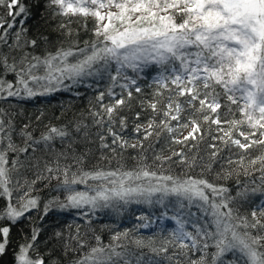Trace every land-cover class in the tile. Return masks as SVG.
I'll return each mask as SVG.
<instances>
[{
	"label": "snow or ice",
	"instance_id": "obj_1",
	"mask_svg": "<svg viewBox=\"0 0 264 264\" xmlns=\"http://www.w3.org/2000/svg\"><path fill=\"white\" fill-rule=\"evenodd\" d=\"M0 8L5 10L0 13V101L92 87L89 79L108 81L87 120L46 126L38 139L30 124L17 129L7 110L0 108V197L7 198L0 221L15 225L38 209L37 199L30 195L36 180L29 184L25 175L40 167L33 154L43 145L48 158L42 173L59 179L66 192L64 201L45 205L44 215L55 206L82 210L87 217L129 203L163 205L174 197L177 214H164L175 221L172 240L156 247L152 241L135 239L132 245L137 250L148 248L153 256L174 264H264V0H0ZM57 18L60 36L69 46L63 47L61 40L54 53L34 54L41 44L52 41L42 32L29 35V22ZM89 20L91 38L81 47L71 40L70 25L75 21L89 31ZM149 76L151 91L145 92L139 81ZM150 138L155 143L163 140L166 147L159 153L153 144L146 148ZM206 138L212 162L227 149V165L245 175L261 173L260 185L238 188L231 196L222 185L160 174L143 162L152 150L160 168L169 161L192 167L198 158L204 159L198 150ZM92 144L103 159L108 157L102 150L120 157L135 150L138 155L133 159L139 163L133 169L119 165L86 170L83 165L93 155ZM183 149L197 152L189 158ZM204 166L211 170L210 163ZM235 169L225 171L230 176ZM77 185L85 190H76ZM194 202L203 212V223L179 214ZM245 203L248 213L241 214ZM10 233L11 226H0V258L11 251L12 264H63L60 257L69 251L74 253L69 264H160L121 243L128 232L113 234L108 244L96 236L93 245L77 234L72 248L57 232L53 247H48L33 227L15 249L9 247Z\"/></svg>",
	"mask_w": 264,
	"mask_h": 264
},
{
	"label": "trees",
	"instance_id": "obj_2",
	"mask_svg": "<svg viewBox=\"0 0 264 264\" xmlns=\"http://www.w3.org/2000/svg\"><path fill=\"white\" fill-rule=\"evenodd\" d=\"M5 10L0 8V13H3ZM31 31L29 35H34L37 32H42L44 35L49 37V40L52 41L50 45L41 44L35 52L41 54V56L46 55L48 52L54 53L56 48L61 46V40L64 41L63 47H68L69 42L64 39V37L60 36L59 32V18L53 19L48 23H45L43 20L36 19L29 22ZM89 31H85L78 23L75 21L70 25L72 29L73 35L71 37L72 41H79V44H84V41L89 40L91 38V27L92 24L89 22L88 24ZM59 37V39H58ZM155 75V72L152 73V76ZM12 77L9 76L8 79ZM139 83L144 87L145 92H150L151 89L148 87V84L151 83V76L146 79H142ZM92 87L81 86L76 89H73L69 92H58L50 95L48 97H36L29 100H17L10 99L8 101H1L3 108H9L10 111L14 112V115L17 117L15 125L17 129L23 126V124H30V130L33 132V135L38 139L40 133L45 129L46 126H61L65 124H69L70 121L77 120L80 118L88 119V110L90 107L96 104L95 97L101 91H106L108 87L107 78L100 81L99 83L94 82L91 84ZM119 91V89H116ZM80 93V95H77ZM136 94L134 93V96ZM105 102H107V97L105 98ZM136 103V100L133 101V104ZM12 106H19L23 111L11 108ZM11 108V109H10ZM138 110V109H136ZM12 112V113H13ZM39 117V119H37ZM18 141V138H17ZM19 142V141H18ZM133 143L135 141H132ZM210 142L209 139H205L203 143L199 146V157H203V161L197 159V162L192 167H188L187 165L173 163L169 161L166 163L163 168L158 167L159 162L154 160V153L152 150H148L145 153L144 163L151 167V170L157 171L160 174L165 175H173L175 177L184 178L185 176H191L193 178H203L208 180L210 183L218 186H224L229 189V192L226 195L234 196L235 192L238 188L247 186L249 189L252 187H257L260 185V176L261 173L255 172L252 175H245L240 169H235V166L227 165L226 158L230 155V153L225 149L220 153V155L216 158L215 162H212L209 157V153L211 149L207 148V144ZM149 144H153L156 150V153H159L161 147H166L163 140L160 143H155L154 138H150L149 141H145V147ZM57 145L59 142L57 141ZM93 155L89 157V159L84 163L83 167L86 170H91L94 167L98 166L100 168H111L115 169L119 165H123L125 169H133L136 168L139 161L137 159H133V157L137 156L138 153L135 150L128 149L123 157L113 156L112 153L108 152V150H102L104 154L108 157L107 159L101 158V152L97 149L95 144L90 145ZM175 151H181L179 145L171 146ZM188 154V157L191 158L194 153L197 152V149H193L189 151L188 149H183ZM235 151V150H233ZM164 155H169L167 148L164 152ZM35 158H37L40 162V167L38 169H32L28 171L25 175V179L31 184L32 180H36V187L32 189L31 197L37 199L38 201V209L29 212L27 215L30 219H22L15 225H10L9 221H5L3 226H11L10 233V249L17 248L20 244L25 242V237L31 235V229L33 227L38 228L40 230V241H48L47 246L53 247L54 241L52 237L55 233L59 232L62 234V240L67 241L69 243V247H75L77 241L73 240V236H77L82 241H84L88 245H93L96 243L95 237L99 236L101 241L104 244H108L111 242V238L113 234L128 232L127 238L121 239V243L132 244V238L137 236L136 229L137 227L133 225V218L136 216H145L148 213L144 211L135 210L138 208L136 206H130L128 211L123 213V220H118L115 216H107L101 214H90L85 217L81 210H71L67 212H58L56 207L54 206L52 210L48 211L47 215H44L43 209L45 205L51 203V200L64 201L66 197V192L61 187V183L59 179L50 178L49 174L42 173L43 162L48 158L46 154V149H44L43 145L37 146V151L33 154ZM233 159L236 157L233 156ZM178 159V158H174ZM210 163L211 170H208L205 167V164ZM229 167L235 169L232 171L230 176L227 175L225 171ZM237 172L240 174L237 175ZM37 175L40 176L37 179ZM90 182V181H89ZM140 183H147L146 181H140ZM155 183V181H154ZM21 187H24L22 184ZM76 190L83 191L85 190L84 185L75 186ZM13 194V201L16 199L17 194ZM59 195V196H58ZM253 201L257 200V197L251 198ZM173 203L174 199L171 200ZM0 202H2V207L5 204V197L0 198ZM187 203V202H185ZM233 206H237L234 202ZM183 211L179 214L182 215L185 219L197 220L199 219L200 223L204 222L203 212L202 210L195 207V202L191 208L185 207L182 209ZM249 210V205L247 203L243 204L240 208L241 214H247ZM193 213L191 217L188 216V212ZM175 210L167 213L169 217L176 215ZM158 216H163L165 213H160V211L155 212ZM161 214V215H160ZM125 219V220H124ZM188 230L192 231L193 229L190 226ZM159 230L155 232V234H145V235H156L155 238H162L164 234L168 236L172 240L171 232L172 229L169 226L160 227ZM163 229V230H162ZM161 235V236H160ZM152 236V237H153ZM151 237V238H152ZM159 239V240H160ZM143 240H148L144 238ZM159 240H153L158 243ZM152 241V242H153ZM170 241V240H169ZM45 247L44 243L40 244L41 251H43ZM131 251L138 252L136 248L131 249ZM173 249L170 248L171 252ZM211 251V249H210ZM55 255L60 256V252L57 251ZM73 252L69 251L67 255H64L61 258L63 264H69ZM152 257L153 259L159 260L160 264H174L172 261H168L163 257H155L149 251V253L145 254V259L148 257ZM0 264H12V252L9 251L4 257L0 258Z\"/></svg>",
	"mask_w": 264,
	"mask_h": 264
},
{
	"label": "rangeland",
	"instance_id": "obj_3",
	"mask_svg": "<svg viewBox=\"0 0 264 264\" xmlns=\"http://www.w3.org/2000/svg\"><path fill=\"white\" fill-rule=\"evenodd\" d=\"M89 22H91V20H89ZM91 24H92V22H91ZM80 46L83 47L84 44H80ZM34 54L41 55V54H38L36 52ZM94 82H96V81L95 80H92V79H89L88 84L91 85ZM81 86L83 87V85H81ZM81 86L73 87L71 90L55 91V92H53V93H51L49 95L39 96V97H48V96L53 95L54 93H58V92H69V91H72L73 89H76V88L81 87ZM61 87H63V86H61ZM0 108H3L1 101H0ZM11 108L17 109V111L18 110L23 111L22 108L19 107V106H16V107L15 106H12ZM3 109L7 110L8 117L11 118L14 122H16V119L14 120V118L17 117V115L15 116L14 115V112L13 111H10L9 108L4 107ZM185 134H187V133H185ZM88 183L94 184L96 182L90 181ZM34 186L36 187V182H35L34 185L31 186L30 195L32 194V189L34 188ZM21 188L23 189V187H21ZM15 194H17V196H18L20 194V192L17 191ZM153 199L155 200V198H153ZM172 199L175 200L174 197H170V198L166 199L163 205L156 204V203L147 204V203H143V202H141V203H129L127 205H123L118 210H113V209L109 208V209H103V210L97 211L94 214H101V215H104V216L107 215V216H111V217H113V216L116 215V217L118 218V220H122V218H124L123 213L127 212L130 206H136V207H138V208H135V210L144 211L146 213H151V214H149V217L137 216L140 221L143 220L142 224L147 223V224H149V227H147V228L138 227L136 229L137 236H135L131 240L133 242L135 239H144V238H147L148 240H144V241L145 242H149V241H153V240H159L160 238H158V239L155 238L157 234L154 235V236L153 235H145V234H155V232H157L159 230L158 228H160V227H164L165 228L166 226H169L172 230H174V228L176 227L175 221L174 220H171V219H168L167 218V217H169L168 215H167V217H165V215L158 216V215L153 214L156 211H160V213H170V212H172L174 210L176 211L174 213H177L178 212V207L176 206L175 202L173 203L171 201ZM52 201L53 200H51V202ZM6 203H7V198H5V204L3 205V207L6 206ZM3 207H2V202H0V208H3ZM56 210L58 212H67V211L77 210V209H63L62 210V209L56 207ZM182 211L183 210H179V213L182 212ZM141 217H143L144 219H140ZM5 221H7V220L0 221V226H3V223H5ZM161 235H163V236L159 240L160 242L156 243V242L153 241L154 242L153 246L159 247L165 241L171 240L168 236H165L164 234H161ZM124 243H125V245L130 246L131 249H134L135 248L132 244H128L126 242H124ZM186 243H188V242L186 241ZM138 251H142L144 254L149 253V249L148 248H144V249L138 250Z\"/></svg>",
	"mask_w": 264,
	"mask_h": 264
},
{
	"label": "bare ground",
	"instance_id": "obj_4",
	"mask_svg": "<svg viewBox=\"0 0 264 264\" xmlns=\"http://www.w3.org/2000/svg\"><path fill=\"white\" fill-rule=\"evenodd\" d=\"M149 214H151V213H148L147 215H145V217H149ZM153 214H155V215H157L156 213H153ZM123 220V219H122ZM125 220V219H124ZM133 225H135L137 228H138V225H140V224H142V222H143V220L142 221H140L139 220V218L138 217H134L133 218ZM141 222V223H140Z\"/></svg>",
	"mask_w": 264,
	"mask_h": 264
}]
</instances>
